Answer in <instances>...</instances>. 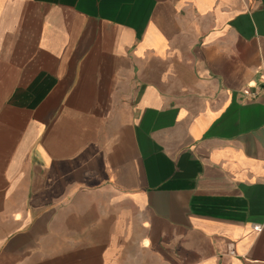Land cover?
<instances>
[{"label":"crops","instance_id":"1","mask_svg":"<svg viewBox=\"0 0 264 264\" xmlns=\"http://www.w3.org/2000/svg\"><path fill=\"white\" fill-rule=\"evenodd\" d=\"M0 264H264V0H0Z\"/></svg>","mask_w":264,"mask_h":264},{"label":"built area","instance_id":"2","mask_svg":"<svg viewBox=\"0 0 264 264\" xmlns=\"http://www.w3.org/2000/svg\"><path fill=\"white\" fill-rule=\"evenodd\" d=\"M245 95H249V96H255L257 94V91H254L252 93H249L247 91H244Z\"/></svg>","mask_w":264,"mask_h":264}]
</instances>
